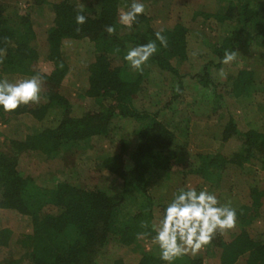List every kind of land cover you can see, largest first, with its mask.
I'll return each instance as SVG.
<instances>
[{
    "label": "trees",
    "instance_id": "1",
    "mask_svg": "<svg viewBox=\"0 0 264 264\" xmlns=\"http://www.w3.org/2000/svg\"><path fill=\"white\" fill-rule=\"evenodd\" d=\"M22 1L28 4L26 10L19 5ZM220 2L221 5L225 3L224 9L208 13L207 17L234 27L232 34L214 49L219 60L225 50L236 52L240 33L254 37L264 45V0ZM121 3L122 0H97L95 5L84 8L76 0H0V50H5L3 63H0V80H3L2 74L10 73L41 75L46 87L38 104L21 105L13 112H5L0 106L4 119L12 114L29 113L37 121L24 140L13 142L17 154L37 150L53 157L58 151L84 152L94 147L93 142L107 143L114 139L122 129L123 119L137 123V141L128 152V161L123 151L116 153L110 149L99 152L97 157L100 168L123 180L120 189L107 183H38L25 171L19 156L0 152V208L15 209L30 218L32 232L16 240L26 249L30 264H106L102 257L103 247L110 237L115 238L120 248L152 239L155 232L151 225L154 221L159 222L167 206L161 204V212H157L159 205L148 193L153 176H162L164 172L170 175L171 160L179 159L178 150L183 145L177 131L185 127L184 123L193 117L211 119L222 100L223 94L210 78L212 63H209L203 73L192 76L203 88L201 100L184 104L181 117L177 115L172 100L178 99L187 86L186 75L181 74L179 68L188 57V28L181 23L155 27L152 18L145 13L137 17L130 30L125 29L119 23ZM45 5L51 7L55 16L46 42L40 44L31 8ZM79 8H83L82 14L86 17L83 25L76 24ZM109 25L115 26V34L109 35L105 31ZM77 27L81 29L79 32ZM157 31L167 38V48L156 40ZM67 38L89 39L96 51V58L88 67L89 87L78 95L75 105L60 92L69 71L63 54V41ZM149 41L156 42L157 52L144 65L142 73L134 71L124 56L130 48ZM41 57L53 63L50 73L33 70V64ZM215 65L221 63L218 61ZM157 71L172 78L171 101L157 110L139 106L138 101L143 103L144 83ZM225 87L239 99L250 97L255 90H264V67L253 65L242 69L233 83ZM89 99L93 103L89 104ZM211 128L215 138L227 142L236 137L241 140V145L230 155L198 153L180 171L185 174L183 179L188 173L211 182L219 181L229 163L238 166L255 163L264 170V121L259 128L241 131L235 119L230 117L225 124L216 123ZM188 187L182 183L172 188L170 200L180 189L187 190ZM251 196L252 208L263 213L264 188L253 186ZM144 221L148 222L147 228L141 226ZM139 233L146 235L138 239ZM11 239V230L0 232V244L8 245ZM205 249L219 264H264V239L258 238L249 227H242L231 240L217 232ZM124 259L119 257L108 264H128ZM203 261L187 254L173 264H203ZM165 262L160 255L144 253L132 264ZM17 263L9 260L6 264Z\"/></svg>",
    "mask_w": 264,
    "mask_h": 264
},
{
    "label": "rangeland",
    "instance_id": "2",
    "mask_svg": "<svg viewBox=\"0 0 264 264\" xmlns=\"http://www.w3.org/2000/svg\"><path fill=\"white\" fill-rule=\"evenodd\" d=\"M76 1L85 8L95 5L97 0ZM139 2L145 5V13L152 18V24L155 27L159 25L172 27L181 23L188 28V57L187 61L179 68L181 74L186 75L187 86L178 99L172 100L177 115L181 117L183 113L181 109L184 104H191L196 99L201 100L203 88L196 83V79L192 76L203 73L209 63H212L210 78L223 94L218 110L211 119L193 117L184 123V128L182 127L177 131L179 139L183 142L182 148L178 150L179 159L171 160L170 175L167 174L168 172H164L162 176H153L148 187V193L159 205L157 212H161V204L168 205L171 202L169 195L172 188L180 186L182 183L185 186L195 188L197 191L207 187L210 193L217 196L220 205L230 201L231 207L236 210L235 228L222 234L226 240L234 238L242 227H249L258 238L264 239V212L257 213L252 208L251 196L253 186L264 188V170L261 166L255 163H245L243 166L229 163L224 168L220 180L214 182L205 180L199 175H188V173L183 179L182 176L185 174L180 172L188 160L198 153L223 152L230 155L239 148L241 140L236 137L227 142L215 138L211 130L212 125L216 123L225 124L232 117L241 131L261 126L264 121V110L262 109L264 90H255L250 97L239 99L228 93L225 86L233 83L242 69L253 65L264 67V45L262 43L261 45L254 37L240 33L236 60L228 65L221 63L220 66H216L219 58L214 49L222 43L226 36L232 34L234 26L220 24L213 17H207L206 14L224 9L225 3L221 5L220 0H139ZM131 3L132 0H122L119 13L127 11ZM21 4L24 5L23 10L28 8L27 3L19 2V5ZM31 13L38 41L40 44H44L48 29L53 24L54 12L49 5H45L32 7ZM125 29L130 30L127 27ZM63 54L68 61L69 71L62 81L60 92L75 105L78 95L85 93L89 87L88 67L95 60L96 51L89 39L67 38L63 41ZM221 68L226 73L224 77L219 75ZM52 69L53 63L43 57L33 64V70L39 73H50ZM32 76L35 75L2 74L3 79L7 78L12 83ZM171 82L172 78L168 74L154 72L143 85L144 90L141 94L143 103L138 101L137 104L150 107L152 110L163 107L172 98L174 89ZM45 90L46 87L42 80L40 100ZM88 102L89 104L93 103L92 99H89ZM166 116L168 115L166 114ZM36 124V119L29 113L12 114L6 119L0 114V152L9 156H19L25 171L38 183L42 181H72L82 185L107 183L108 186L115 189L122 187L123 180L110 171L100 168L97 157L100 155L99 152L110 149L116 153L123 151L124 158L128 161V152L133 149L137 141V123L135 121L123 119L121 121L122 129L114 139L107 143L93 142L96 146L94 144V147L86 149L84 152L58 151L53 157H47L37 150L17 154L13 142L24 140ZM121 140H124V143ZM4 229L12 231V239L8 245L0 244V264H6L9 260L18 261L17 264H30L26 249L16 243L21 235L32 232L33 227L30 218L15 209L0 208V232L2 233ZM144 253L159 256V248L152 243V239H143L130 247L120 248L115 238L110 237L103 247L102 257L106 264L113 263V260L119 257L125 258L124 260L128 264H132V261H137ZM189 255L192 254L189 253ZM195 256L202 258L203 264H219L216 257L208 255L205 247ZM163 264H167V262Z\"/></svg>",
    "mask_w": 264,
    "mask_h": 264
},
{
    "label": "clouds",
    "instance_id": "3",
    "mask_svg": "<svg viewBox=\"0 0 264 264\" xmlns=\"http://www.w3.org/2000/svg\"><path fill=\"white\" fill-rule=\"evenodd\" d=\"M24 7L23 4L20 5ZM145 5L139 0H132L127 11L119 13V23L131 29L133 23L137 21L139 15L145 14ZM83 8H79L76 15V24L83 25L86 17L82 14ZM81 29L76 28L79 32ZM105 31L109 35L115 34V26L109 25ZM156 40L167 48V38L161 31L155 33ZM119 52V49H116ZM157 52L155 41L130 48L124 59L129 63L134 71L143 72L144 65L150 57ZM5 50H0V63H3ZM237 53L225 50L220 63L228 65L235 61ZM62 66V65H61ZM219 75L226 76L223 68ZM42 86L41 75L31 78L17 80L15 83L9 82L7 78L0 80V106L5 112H13L21 105L38 104ZM237 213L231 207V202L220 205L215 194L210 193L205 187L199 192L192 187L187 190L180 189L172 201L166 206L162 218L159 222L151 225L155 235L152 243L159 247L160 259L173 264V262L187 254L195 256L205 246L209 245L217 232L223 234L236 226ZM144 228L148 227V222L141 223ZM146 233H139L138 239Z\"/></svg>",
    "mask_w": 264,
    "mask_h": 264
}]
</instances>
